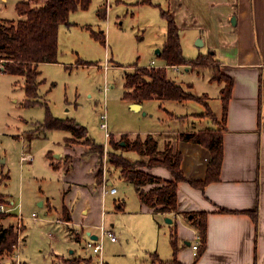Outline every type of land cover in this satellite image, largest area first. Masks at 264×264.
<instances>
[{
	"label": "rangeland",
	"instance_id": "1",
	"mask_svg": "<svg viewBox=\"0 0 264 264\" xmlns=\"http://www.w3.org/2000/svg\"><path fill=\"white\" fill-rule=\"evenodd\" d=\"M18 1L0 0V19H21L23 16L16 7ZM180 2H183L179 13L182 24L186 21L188 0ZM32 5L35 6L34 3ZM177 7L178 4L174 7L170 0H92L87 9L73 11L69 17L70 23H63L59 28V62L41 64L39 67L41 84L39 97L34 103H26L28 96L24 76L0 69V191L6 198L1 203L10 206L7 196L10 201L15 200L11 204L14 209L6 212L7 216L0 220V224L16 227L17 244L20 245L5 252L1 264H54L55 257L50 253L51 250L69 252L74 246L78 253H92L85 248L89 237L87 232H99L96 226L102 221L101 215L104 220L102 209L105 213L107 211L105 221L108 225L109 219L113 217L110 211L113 198L126 196L127 207L135 206V187L121 177L118 168L110 164L107 153L111 149V136L116 141L123 139V136L134 140L128 134L138 130L175 128L178 125L192 128L194 123L200 131L212 130L223 134V119H218L215 114H220L222 96L217 93L220 85L212 79L214 72L209 69L191 67L187 70L186 66L179 67V70L167 69L168 74L187 92L202 96L203 101L148 100L142 110L135 111L129 101L123 98L125 75L135 71L134 64L147 66L152 59L157 64H164L158 58L157 50L162 49L168 28L166 12L176 11ZM192 29L187 28L182 33L183 53L188 58L208 52L202 36L198 32H191ZM94 31H103L106 43L96 38ZM200 39L202 42L198 41ZM210 72L212 77L209 78ZM220 76L226 79L222 71ZM107 86L109 90H106ZM105 110L110 131L108 137L106 130L101 127L100 116ZM49 117H71L85 125L90 138L105 144L104 158L101 160L99 154L92 151L85 143V138L72 137L68 130L47 127ZM177 138L178 134L169 132L164 133L160 141L166 140V143L176 145ZM54 151H65L66 158H74L68 173L50 166ZM23 153H30L33 160L21 163ZM118 153L132 162L148 160V157H141L133 150H118ZM93 155L97 156L95 170L101 180L98 182L112 179L113 183L107 189L112 186L119 189L113 197L111 194L104 196L106 201L103 207L102 196L90 189L93 175L89 157ZM84 184L89 186L83 187ZM67 188L70 191L64 196ZM47 197L52 201L49 202L50 208L54 204L59 210L63 201L71 203L76 217L81 216L83 201L88 199L93 206L90 216L100 223L91 225L81 241L72 240L74 243H71L65 229L75 238L79 233L64 220L62 210L58 213L55 207L50 211L46 205L41 206L40 202L47 201ZM33 212L38 216L36 222L29 220L33 219ZM67 212L70 214L69 210ZM168 214L177 218L175 211ZM124 216L120 217L122 226L126 224L124 232L114 228L117 242H112L108 237L102 242L103 257L104 252L107 253L106 260L117 264H162L153 252H157L161 260L169 258L168 253L172 249L170 234L175 231L174 220L168 222L166 219L170 216H158L156 231L152 230L154 223L150 214L142 216L146 221L141 223L132 219L125 221L130 217ZM46 217H53L56 223H45L42 219ZM196 230L201 241L200 231L197 227ZM26 233L28 237L24 245ZM19 249L22 250L21 259L25 255L26 262L17 257ZM93 255L96 260L90 264H101V257L95 253ZM73 261L77 264L87 262L83 257L63 258V262L68 264Z\"/></svg>",
	"mask_w": 264,
	"mask_h": 264
},
{
	"label": "crops",
	"instance_id": "2",
	"mask_svg": "<svg viewBox=\"0 0 264 264\" xmlns=\"http://www.w3.org/2000/svg\"><path fill=\"white\" fill-rule=\"evenodd\" d=\"M171 1L174 7L178 4L177 10L173 12L180 29L183 52L182 33L187 28H193L191 32H198L202 36L201 38H203L208 52L210 50L215 52V58L218 61L220 70L233 79L224 122V157L220 179L206 184L204 188L196 187L189 181H181L178 187L179 207L175 211L177 218L169 215L168 212L149 209L141 202L136 190L137 201L134 207H127L126 196H121L119 199L113 198V203L110 206L113 217L109 219V223H107L109 226H107L123 233L126 224L123 223L122 226V222H120L121 216L125 215L124 217H126L128 215L130 217L124 219L125 221L132 219L137 223H141L146 221V218L142 216L150 214L153 216L154 223L152 230L156 231L158 228L157 223L159 222L158 216L167 215L172 217L175 222L174 228L177 230L181 245L178 259L185 264H264V0H188L186 21L182 24L179 21V13L182 10L183 2H180L181 0H179V3L177 0ZM159 54H157L158 58L160 57ZM159 59L164 61L161 57ZM46 63L48 62H41L39 67L41 64ZM3 64L0 62V69L4 71ZM146 65L161 66L165 65V61L164 64H157L156 60L152 59ZM179 67H184V65L168 66V69L179 70L181 69ZM185 68L189 70L191 67L186 66ZM209 75V78L213 76H211V72ZM170 77L174 79L172 76ZM219 85L220 88L217 93L218 96H222L220 114L217 112L215 114L218 119H223L224 100L222 89L224 83H219ZM146 102L142 103V109L146 106ZM195 114L201 115L203 113ZM182 126L178 125L174 126L175 128L165 129L160 127L156 130H138L131 135L128 134V136L131 139H135L138 134L143 137L152 134L158 141L159 151H163L166 140L161 142L160 137L164 133L175 132L179 136L176 139L177 146L184 155L182 167L185 175L191 179H204L207 174L210 151L199 143L180 139V135L183 132L200 131V128L195 123L192 128ZM104 130H106L108 137L110 132L108 127ZM71 136L73 137L72 134ZM62 152H53L50 166L54 170L62 169L68 173L71 168V161L74 158L68 159L65 156V151ZM95 157L97 156L89 157L91 161L90 170L93 175L90 189L102 196L103 207L106 195L111 194L113 197L119 192V189L117 188L114 193L110 192L109 189L111 187L107 189L108 185H112V179H106L103 183L98 182L95 170L97 158ZM94 159L95 162L93 163ZM32 160L33 157L31 160H25L21 163L31 162ZM147 170L161 178L173 179L172 172L164 166L149 167ZM88 186L85 185L83 187ZM69 191L70 188L65 189L64 196ZM7 199L10 205L15 201L14 199L10 201L9 196H7ZM50 201V198L47 197V201H42L40 204L41 206L46 205L50 211L52 207H55L58 213L62 210L65 218L63 219L68 221L69 225H71L70 227L75 228L79 233V236L75 238L69 235L68 229H65L67 237H69L67 239L71 243H74L72 240L81 241L84 238L85 231H88L91 225L101 222L90 216L93 206L88 199L83 201L84 207H82L80 217H76L71 203L63 201L58 210L54 204L50 208ZM89 203L90 205H88ZM221 208L226 209V211H221ZM255 209H257V221L254 220L252 212H250L255 211ZM65 210H69L70 214ZM193 211H206L208 214L206 248L198 257L194 254L192 248L193 243L199 242L198 233L190 219L186 218V213ZM103 212L106 224L107 211L105 213V210L102 209ZM66 214H69L70 220L66 218ZM52 218L46 217L42 221L45 223H56ZM101 220H103L102 215ZM27 237L28 234L26 233L24 245L27 242ZM117 240L113 242L116 243ZM21 252L22 250L20 249L18 256L20 260H22ZM50 253L55 257L53 258L54 264H68L63 262V258L75 259L76 257H83L84 260H87V262L79 264H90L96 260L89 251L78 253L76 246H74V249H70L69 252L64 250L55 251L53 249ZM106 254V251L104 252V257L102 254L103 264L105 262L117 264L106 260ZM168 257L167 259H162L170 260L174 257L173 247L169 251ZM25 258L26 256L23 255L22 261L26 262ZM29 264L31 263L29 262Z\"/></svg>",
	"mask_w": 264,
	"mask_h": 264
},
{
	"label": "trees",
	"instance_id": "3",
	"mask_svg": "<svg viewBox=\"0 0 264 264\" xmlns=\"http://www.w3.org/2000/svg\"><path fill=\"white\" fill-rule=\"evenodd\" d=\"M91 2L92 0H22L16 5L19 14L23 16L21 19L0 20V61L4 63L5 72L24 76L28 96L26 103H34L39 97L41 84L39 64L41 62H59L60 25L70 23L71 12L79 8L87 9ZM166 18L168 20L166 40L159 54L165 61V65L140 66L134 64L135 71L125 75L123 98L130 103H143L152 99L160 101L163 99L203 101L202 96L187 92L181 84L172 79L167 69L168 66L173 65L190 66L199 70L209 69L212 73L214 72L213 80L219 83L224 82L222 91L224 100L223 122H225L233 79L226 75V79L220 76L221 70L217 66L219 64L215 58V52L212 50L206 54H199L196 58H186L183 54L180 29L175 20L174 12H166ZM93 35L106 43V35L103 31L100 33L94 31ZM46 126L68 130L74 137L85 138V143L92 151L97 152L101 160L104 158L105 144L90 138L88 128L75 118L49 117ZM180 139L199 143L210 151V160L204 179H191L185 175L182 167L184 155L177 144L167 142L163 151H159L158 141L152 134H148L146 137L138 134L134 140L123 136L120 141H116L113 136L110 137L111 149L107 153L110 164L120 170V175L124 180L134 185L141 202L153 211L172 212L178 210V187L181 181H189L196 187L204 188L206 184L220 179L224 157L223 134H217L212 130L183 132ZM121 141H125V145H122ZM118 150H133L141 157H148V160L140 159L137 162H132L123 154H119ZM154 166L168 168L173 174V179L161 178L147 170V168ZM98 181L101 182L99 178ZM5 199V195L0 191V203L6 201ZM220 210L226 211L224 208ZM65 211L67 212V210ZM250 212H252L254 220L257 221V209ZM68 215L66 214V218L70 220ZM207 215L206 211L186 213L195 229L197 227L200 231L201 241L196 257L200 256L206 248ZM6 216V212L0 211V220ZM15 229L16 227L12 224L7 226L0 224V264L4 253L14 250L13 247L17 244L18 234ZM171 244L174 257L170 260H161L159 255L155 253L157 260L162 264H185L178 259L181 245L176 229L171 233ZM71 263L74 264L75 262ZM104 264L109 263L105 262Z\"/></svg>",
	"mask_w": 264,
	"mask_h": 264
},
{
	"label": "built area",
	"instance_id": "4",
	"mask_svg": "<svg viewBox=\"0 0 264 264\" xmlns=\"http://www.w3.org/2000/svg\"><path fill=\"white\" fill-rule=\"evenodd\" d=\"M174 66H176V65H174ZM109 89H110L109 86H107L106 90H109ZM100 117H101V127L106 129L108 127V122H107L108 114H107V111L105 110L104 112H102ZM31 159H32V156H31L30 153H23L22 156H21V161L31 160ZM109 190H110V192L114 193V192L117 191V188L113 186ZM13 209H14V207H12L11 205L6 207L5 204L0 203V211L1 212H9V211H11ZM20 217H21V219H23L22 215H20ZM32 217H33L34 220H38V216H37L36 212H33ZM96 227L98 228V231H99L97 233V235L99 236L98 239H94V238H92L90 236L93 232L90 231L89 234L87 233L89 235V237H88V239H86L85 248L87 250L92 251L93 254L94 253L98 254L101 257V264H103V259H102L103 243L102 242H103L104 238L108 237L113 242V241H116L118 239V237H117V234L115 233V231L112 230V228L108 227L105 224L104 220H102L101 223L98 224ZM198 241H199V236H198ZM199 242H196V243L192 244V248L194 250V254L195 255L197 254V251H198V248H199V244H200ZM18 245L19 244H15L14 247L16 248ZM19 252H20V249L18 250L17 254H19Z\"/></svg>",
	"mask_w": 264,
	"mask_h": 264
},
{
	"label": "water",
	"instance_id": "5",
	"mask_svg": "<svg viewBox=\"0 0 264 264\" xmlns=\"http://www.w3.org/2000/svg\"><path fill=\"white\" fill-rule=\"evenodd\" d=\"M198 41L202 42L201 39L198 40ZM157 51L160 53V52H161V49L159 48ZM130 107H131L133 110H140V109H142V103L133 102V103L130 104ZM121 144H122V145H125V141H121ZM166 219H167L168 222H173V218H171V217H167ZM87 233L89 234L90 231H88ZM90 236H91L92 238H94V239H98V237H99V236H98L97 234H95V233H92Z\"/></svg>",
	"mask_w": 264,
	"mask_h": 264
}]
</instances>
